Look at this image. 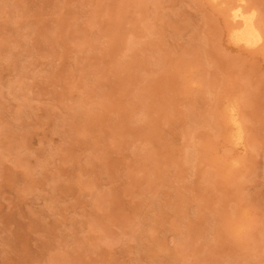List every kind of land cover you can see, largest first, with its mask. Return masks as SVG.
I'll return each instance as SVG.
<instances>
[{
	"label": "rangeland",
	"instance_id": "obj_1",
	"mask_svg": "<svg viewBox=\"0 0 264 264\" xmlns=\"http://www.w3.org/2000/svg\"><path fill=\"white\" fill-rule=\"evenodd\" d=\"M235 1L0 0V264H264V54L229 40Z\"/></svg>",
	"mask_w": 264,
	"mask_h": 264
},
{
	"label": "bare ground",
	"instance_id": "obj_2",
	"mask_svg": "<svg viewBox=\"0 0 264 264\" xmlns=\"http://www.w3.org/2000/svg\"><path fill=\"white\" fill-rule=\"evenodd\" d=\"M217 0H212V2ZM234 5L228 13L230 27L228 29V38L231 42L241 44L247 47H258L263 50L264 54V29L261 28L257 21V13L255 9L246 8L240 4V0L235 1ZM238 2V3H237ZM232 110V109H230ZM229 110V111H230ZM229 133L232 140L238 143L243 138V131L237 122L234 113L229 112Z\"/></svg>",
	"mask_w": 264,
	"mask_h": 264
}]
</instances>
